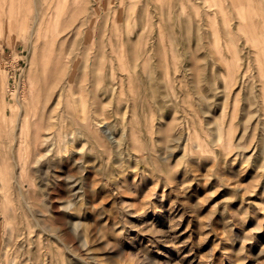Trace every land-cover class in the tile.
Segmentation results:
<instances>
[{
    "label": "rangeland",
    "instance_id": "374dc122",
    "mask_svg": "<svg viewBox=\"0 0 264 264\" xmlns=\"http://www.w3.org/2000/svg\"><path fill=\"white\" fill-rule=\"evenodd\" d=\"M0 264H264V0H0Z\"/></svg>",
    "mask_w": 264,
    "mask_h": 264
}]
</instances>
